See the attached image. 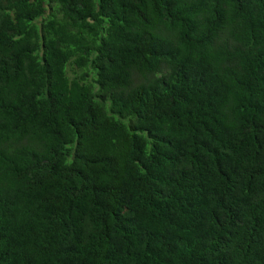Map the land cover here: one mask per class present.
<instances>
[{"label": "trees", "instance_id": "obj_1", "mask_svg": "<svg viewBox=\"0 0 264 264\" xmlns=\"http://www.w3.org/2000/svg\"><path fill=\"white\" fill-rule=\"evenodd\" d=\"M0 264H264V0H0Z\"/></svg>", "mask_w": 264, "mask_h": 264}]
</instances>
